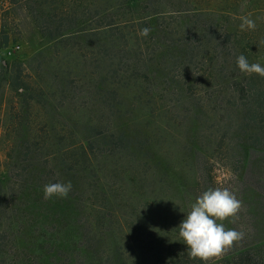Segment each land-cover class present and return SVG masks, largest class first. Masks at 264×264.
<instances>
[{
  "label": "trees",
  "instance_id": "1",
  "mask_svg": "<svg viewBox=\"0 0 264 264\" xmlns=\"http://www.w3.org/2000/svg\"><path fill=\"white\" fill-rule=\"evenodd\" d=\"M19 1L30 4L42 36L64 53L54 66L55 58L44 59L41 52L30 70L21 60L0 57V145L5 150L4 160L0 156V264H204L189 257L177 228L158 226L134 216L136 211L120 213L118 203L125 210L139 207L119 202L115 194L126 190L109 176L127 180L139 198L149 188L161 191L150 170L162 161L151 134L143 132L167 112L156 99L166 96L181 104L191 118L194 109L184 101L192 103L202 87L208 88L205 93L213 86L205 96L208 105L199 107L208 106L205 112L222 119L217 147L222 150L230 139L234 146L226 147L235 170L242 165L239 192L251 194L248 203L241 196L236 223L223 222L226 229L244 232L243 239L208 264H264V77L241 72L237 65L243 54L249 63L264 66V9L251 8L255 0H224L220 8L195 0H182L178 7L173 0H120L117 10L128 16L116 20L110 7L87 30L74 26L88 13L80 4ZM93 11L100 15L97 6ZM252 14L259 17L255 30L241 31L240 17ZM183 17L188 19L182 26L171 27L168 20ZM144 27L151 29L146 37L139 35ZM9 42L1 30L0 47ZM69 43L78 46L70 60L64 57L72 51L66 49ZM84 46L96 49L94 56L80 52ZM128 96L134 107L124 103ZM134 109L145 112L132 115ZM232 115L237 126L229 135ZM143 117L148 121L142 123ZM189 124L195 128V122ZM190 142L196 179L180 190L186 191L185 215L199 195L216 186L210 158L202 145ZM161 173L167 179L172 175L169 168ZM68 181L67 198L45 199L46 184Z\"/></svg>",
  "mask_w": 264,
  "mask_h": 264
},
{
  "label": "rangeland",
  "instance_id": "2",
  "mask_svg": "<svg viewBox=\"0 0 264 264\" xmlns=\"http://www.w3.org/2000/svg\"><path fill=\"white\" fill-rule=\"evenodd\" d=\"M67 2H71L72 4L75 3L80 4L81 9L85 7L84 11L88 12L83 14L80 17V23L75 24L76 28H87V30L93 29L97 26L99 19L104 17V10L108 8H112V11L109 13H115L116 15L113 16L114 19L119 20L123 19L124 15L121 9L117 10V6L119 5L118 2L120 0H66ZM174 6L178 7L179 2L182 0H173ZM198 1L200 6H218L220 8L225 4L224 0H195ZM256 2L250 4L251 8H263L264 9V0H255ZM100 9V15L94 14V8ZM164 6V5H163ZM167 6V5H165ZM170 8V7H169ZM166 8V9H169ZM88 9V10H87ZM173 9V5L171 8ZM175 9V8H174ZM108 13V11H107ZM94 14V15H93ZM108 16V15H107ZM110 18V16H108ZM251 19L257 23L259 17L255 14L250 16ZM183 19V20H182ZM175 18L170 21L171 27L175 26H182V22L184 23L187 21L188 18L183 17ZM102 20V19H101ZM181 24V25H180ZM41 23L39 22V18L37 14H34L30 8V4L26 1H19V0H0V31L4 30L7 32L10 42L9 45L6 47H0V57L3 56L6 59H17L21 60L25 63V65L31 68L32 63L34 62V58L41 52L45 53L44 59H54L53 65H56V61L58 60V56H63V53H57L58 50L55 51L54 45L49 43L43 36L40 30ZM79 25V26H78ZM181 28V27H180ZM93 37V36H92ZM92 37L89 36L88 39L92 40ZM73 42V41H72ZM92 42V41H91ZM95 43V42H94ZM73 46L76 49H73ZM78 46L69 43L66 45V49L72 51L69 52V56L65 55L66 59L75 58L76 51ZM96 50V49H95ZM94 49H87L85 46L81 49L80 52H85L87 56L89 53L94 56ZM57 54V55H56ZM2 58V57H1ZM94 58V57H93ZM92 62V61H91ZM63 64H67V62H63ZM44 72L47 73V64L42 65ZM65 68V67H64ZM44 73V74H45ZM47 78V77H46ZM50 79V80H49ZM56 79V78H55ZM48 85L50 83H54L52 78H48ZM205 84H202V86ZM198 86V88H200ZM209 91L204 93V90H208L207 87H202L201 91H199L197 96H194L191 100L184 101L188 107H192L194 109V113H192L191 118H189V114L186 113L185 108H183L181 104L176 102H169L166 96L164 99H160L158 93H155V98L157 101L156 104L159 106H168L167 112L164 117H154V123H151L150 129L147 131L146 128H143V124L136 121L139 127L143 128L145 131L151 134V139L156 143L154 149L158 152V156L161 163H154L152 165V169L150 173L155 175L157 186H162V190L160 191L158 188L155 189V193H153V189H148V193L142 196L141 198L138 197V194L132 192L131 185L127 182V180H120L118 175H111L109 176L110 181H115V184L118 186H122L124 193L115 194V196L120 197L119 202L121 204H126L128 200L137 204L139 209L135 210L133 208L124 209L121 208L118 203V208L120 213H129L131 211L135 214L134 216H146L147 219H153L158 226H165L168 229H176L178 225L182 222L185 218V206L183 204L185 192H181L182 187L184 185V190H187L189 186H192L195 182V164L190 157V145L192 144L190 140L197 141L200 145H202L204 152L210 158L211 166L213 169V175L215 177V188L216 187H227L232 192H234L239 200L243 198L246 199L245 203L250 201V194L251 190L246 192L247 196H242L238 189V178L239 174L242 170V165L235 170V164L233 162V158L230 153L227 152V147H231L230 139L226 138V145L222 146V150H219L217 147L218 137L220 124L222 123V119H220L217 113H208L205 112L204 108L209 109L208 106H201V104L208 105L209 103L207 98L205 97L207 93H212L215 90L214 86L209 87ZM158 90V89H157ZM211 95V94H210ZM125 104L127 106L134 107V104L131 103L133 99L132 96H128L127 98L124 97ZM130 102V103H129ZM138 107V106H137ZM139 109H141L139 107ZM143 111H136L135 109L132 110L133 114H139V116L145 112ZM136 111V112H135ZM129 114H127L128 116ZM131 115V116H132ZM149 116V115H147ZM151 118V116H149ZM188 117V118H187ZM133 118V117H131ZM148 117L142 118V123L146 122ZM189 120L194 122V129H191V125L189 124ZM148 121V120H147ZM231 126L229 131V135H231V131L235 130L237 126L236 117L234 115L231 116ZM227 121V123H228ZM219 123V125H218ZM226 123V121H223ZM134 123H131L133 125ZM218 125V126H216ZM115 127V121L111 122V127ZM137 126V125H136ZM156 134V135H155ZM228 144V146H227ZM227 146V147H226ZM233 144L232 147L233 148ZM219 150V151H218ZM243 155V154H242ZM241 155V156H242ZM0 156L1 159L4 160L5 158V150L2 145H0ZM164 168H169L171 170L172 175L170 178H162L161 171ZM157 176V177H156ZM160 177V178H159ZM160 181V184H158ZM122 182V183H121ZM139 184V183H137ZM159 186V187H160ZM111 194V193H110ZM112 195V194H111ZM148 195L151 197L149 198ZM159 196L158 201L156 202L153 199V196ZM114 197V195H112ZM242 196V197H241ZM144 198L151 199L150 201H146ZM117 208V207H116ZM132 217V216H131ZM178 229V228H177ZM30 234L25 231V239H27ZM217 258H214L210 261H213Z\"/></svg>",
  "mask_w": 264,
  "mask_h": 264
},
{
  "label": "clouds",
  "instance_id": "3",
  "mask_svg": "<svg viewBox=\"0 0 264 264\" xmlns=\"http://www.w3.org/2000/svg\"><path fill=\"white\" fill-rule=\"evenodd\" d=\"M239 28L255 30L256 23L250 15L241 16ZM151 29L144 27L139 35L148 36ZM237 65L241 72L258 74L264 77V66L260 63H249L245 55L237 57ZM193 75L196 73L193 72ZM72 190V183L68 181L48 183L44 186L45 199L67 198ZM242 209V201L227 187L208 188L190 205V211L178 225L180 241L188 247L191 259H199L208 264L214 258H220L226 251L241 241L244 232L236 229H226L224 221L236 223Z\"/></svg>",
  "mask_w": 264,
  "mask_h": 264
}]
</instances>
